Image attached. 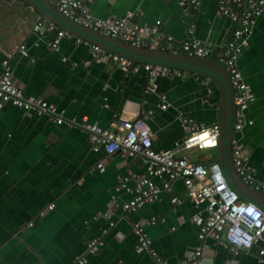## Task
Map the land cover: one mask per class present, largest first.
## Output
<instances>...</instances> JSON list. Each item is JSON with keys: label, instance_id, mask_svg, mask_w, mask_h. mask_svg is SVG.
I'll return each instance as SVG.
<instances>
[{"label": "crops", "instance_id": "1", "mask_svg": "<svg viewBox=\"0 0 264 264\" xmlns=\"http://www.w3.org/2000/svg\"><path fill=\"white\" fill-rule=\"evenodd\" d=\"M218 1L199 0L196 9L186 12L176 0H90L86 6L97 18L130 12V21L138 25L153 26L159 20L158 33L151 36L169 52L179 53L191 28L192 36L209 48L204 58L217 62L234 27L228 16L216 13ZM41 18L45 17L25 0H0V72L2 60L7 59L11 78L25 97L40 96L64 117L86 115L101 127L149 109L155 149L173 148L187 125H216L218 91L207 77L182 70L174 75L173 70L156 76L146 89L143 69L123 72L112 61L91 58L87 40L76 42L69 33L50 49L53 30L32 29ZM166 37L171 39L170 48ZM22 43L26 56L17 49ZM141 47L152 49L149 42ZM236 64L254 101L244 112L251 123L233 130L232 140L242 145L253 180L264 182V6ZM213 149L178 152L193 160L216 161ZM100 160L102 171L95 168ZM143 172L137 156L92 151L85 131L77 126L53 123L43 114L26 115L4 104L0 109V264H70L92 238L98 239V249L85 254L84 264H154L147 253L134 249V222H141L151 248L167 264L188 257L199 245L192 216L203 215V205L193 204L176 178L170 192L162 190L154 201L123 211L121 204L131 193L115 191L114 185L127 176V185L133 187L135 176ZM152 180L161 188L167 177ZM171 194L179 199L177 203L169 202ZM49 202L52 209L38 216ZM151 218L153 222H148ZM204 242L207 247L196 264H256L253 247L232 253L209 238Z\"/></svg>", "mask_w": 264, "mask_h": 264}, {"label": "built area", "instance_id": "2", "mask_svg": "<svg viewBox=\"0 0 264 264\" xmlns=\"http://www.w3.org/2000/svg\"><path fill=\"white\" fill-rule=\"evenodd\" d=\"M60 13L72 21L97 31L104 36L115 38L132 46H144L149 42L152 49L160 46L155 37L159 20H155L153 26L138 25L130 21L131 13L126 12L121 16H109L97 18L87 11L86 2L90 0H46ZM178 5L186 12L187 9H196L199 0H176ZM264 6V0H219L216 9L217 14L229 17L234 27L231 36L223 46L217 62L227 74L229 84L233 90V105L235 107L233 118V130H240L243 125L251 123L244 117L245 110L254 101V95L249 86L244 82L237 67L236 60L242 48L246 46V37L251 32L255 18L260 14ZM53 30L54 34L49 41V48L55 49L62 37L70 34L58 28L46 18L37 20L33 30L40 28ZM188 36L180 43L179 53L187 56L204 58L209 53V48L192 36V29L187 30ZM170 37H166L167 47L170 48ZM80 42V38H75ZM91 58L98 61H112L120 66L123 72L136 71L139 67L145 71L147 81L146 89L153 85L156 76L170 74L174 69L159 64L136 63L115 52L104 49L98 44L89 43ZM20 55L26 56L25 47L19 44L17 47ZM0 72V109L6 103L17 107L26 115H46L53 123H64L68 126H77L85 131L92 151L101 149L105 156L119 153L123 157H139L144 172L135 176L133 187L127 185V176L121 177L114 185V190H124L131 193L130 199L121 204L123 211H133L144 204L157 199L160 191H171V181L180 178L185 188L186 195L195 204L203 205V215L192 216L193 223L197 226L196 237L199 242L190 255L180 260H174L170 264H196L204 247L207 244L205 238H209L212 244L224 245L230 252L236 253L239 249L255 250L256 264H264V211L250 201L239 197L227 184L218 163L215 160L202 162L191 159L187 154L180 153L190 148L211 149L217 144V126H193L187 125L185 134L180 141L175 142L173 148L155 149L151 142V130L148 120L151 110L138 111L131 117H118L111 121L108 127H101L95 122L88 121L86 115L64 117L56 106L37 95L24 96L21 89L11 78V68L8 60L3 59ZM179 74L178 70H174ZM161 108L165 105L161 104ZM184 120V118H183ZM180 150V152H178ZM231 162L240 179L257 191L264 193V182L253 180L250 171L245 164L247 156L242 145L231 140ZM95 168L103 170V161H97ZM167 177L159 188L152 177ZM170 203H177L179 199L169 195ZM53 207V202L45 205L38 211L42 216L46 210ZM45 210V211H44ZM103 216L108 217L107 213ZM153 218L148 222H153ZM31 223H28L30 225ZM112 223L109 221L108 225ZM131 230L137 237L134 249L137 252L147 253L154 264H167L165 259L151 248L150 239L144 233L141 222H134ZM99 241L92 238L86 241L83 254L76 256L70 264L86 263L85 254H94L98 249Z\"/></svg>", "mask_w": 264, "mask_h": 264}, {"label": "water", "instance_id": "3", "mask_svg": "<svg viewBox=\"0 0 264 264\" xmlns=\"http://www.w3.org/2000/svg\"><path fill=\"white\" fill-rule=\"evenodd\" d=\"M36 8L46 19L68 33L100 45L106 50L115 52L132 61L168 66L174 70L192 72L207 77L218 91V117L216 162L228 186L240 198L250 201L264 211V194L249 187L236 174L231 162V140L233 135V90L223 67L206 58L187 56L182 53L169 52L159 48L146 49L132 46L115 38L104 36L97 31L86 28L60 13L46 0H25Z\"/></svg>", "mask_w": 264, "mask_h": 264}, {"label": "rangeland", "instance_id": "4", "mask_svg": "<svg viewBox=\"0 0 264 264\" xmlns=\"http://www.w3.org/2000/svg\"><path fill=\"white\" fill-rule=\"evenodd\" d=\"M179 72H180V71H179ZM173 74H174V75H175V74H176V75H180V74H177L176 72H174ZM167 75H168V74H167ZM159 76H160V75H159ZM214 150H215V149H213V151H214Z\"/></svg>", "mask_w": 264, "mask_h": 264}]
</instances>
